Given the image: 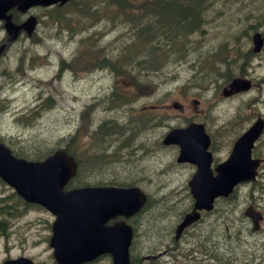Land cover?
Masks as SVG:
<instances>
[{
    "label": "rangeland",
    "instance_id": "1",
    "mask_svg": "<svg viewBox=\"0 0 264 264\" xmlns=\"http://www.w3.org/2000/svg\"><path fill=\"white\" fill-rule=\"evenodd\" d=\"M75 1L79 4L82 0ZM101 1L91 0L94 17L90 19L71 6L64 8L61 12L72 16L70 31L65 19L64 25L52 20L51 15L59 10H40V40L20 42L0 59V139L11 148L16 141L29 148L33 143L49 149L64 147L61 143L67 141L74 147L77 145L75 153L85 167L73 183L140 186L150 194L149 205L152 201L157 204L147 214V230L156 233L165 228V234L191 208L187 183L194 173L190 164L176 161V146L174 162L173 147L162 144L165 134L174 125L185 127L189 118L204 122L216 140L213 154L221 161L229 155L239 132L258 114L264 116V50L257 56L249 52L253 48L251 25L264 36V0H212L202 32L188 36V42L182 40L185 48L180 52L176 49L175 57L162 70L153 69L150 74L138 69L137 62L143 56L136 54L144 49L148 57L149 49L144 48L147 43L143 39L133 40L130 37L133 28L125 22L126 17ZM131 16L137 15L131 13ZM143 17L146 23L152 19L147 13ZM83 26L88 28L83 31ZM96 48L102 53L92 57ZM124 52L132 59L131 73L115 75L111 68H98L100 64L84 67L88 66V62L84 63L88 59L89 63L103 57L116 59ZM158 54L161 63L162 53ZM225 72L230 77H253L254 90L240 96H223L224 87L231 81L224 76ZM144 81L150 82L149 88ZM114 91L125 95H119L122 100L127 99V104L118 109L111 103ZM47 98L52 100L51 107L46 104L33 116L31 111ZM174 103L181 107L174 109ZM151 105L158 108L150 109ZM138 112L149 114V121L154 119L160 125L142 129L137 121V134L131 145H123L122 138L113 137L106 148L109 158L96 164L86 161V151H96L105 145L91 139L96 125L115 118L130 126L127 117L137 118ZM139 118L144 124L146 116ZM258 145L259 142L256 150L264 152ZM115 148L118 155L112 158L111 149ZM261 156L258 158L263 159ZM258 177L255 189L246 184L236 191L232 204L226 203L225 215L220 219L213 215L205 222L202 229L210 231L209 241L222 240L223 245L217 258L207 256L204 264H221L223 258H228L229 264H264V222L260 232H253L251 221L244 216L246 208L253 204L252 199H258L264 208V169ZM11 192L0 183V201ZM7 203L13 211L11 216L0 214V221H5V228L0 230V264L6 258L21 255L38 263L54 264L49 248L54 217L45 209L19 206L11 199ZM218 224L223 228L222 235L213 229ZM155 235L164 237L161 233ZM164 239L171 241L170 237ZM190 259V255H179L175 264H191Z\"/></svg>",
    "mask_w": 264,
    "mask_h": 264
},
{
    "label": "water",
    "instance_id": "2",
    "mask_svg": "<svg viewBox=\"0 0 264 264\" xmlns=\"http://www.w3.org/2000/svg\"><path fill=\"white\" fill-rule=\"evenodd\" d=\"M69 0H24L25 7L34 5L50 6L56 3L64 4ZM34 18L27 25L32 27ZM19 27L16 28L18 31ZM13 38V37H12ZM255 51L261 48L259 35L254 37ZM225 88V96L246 91L251 87L247 80L234 79ZM264 130V120L259 118L241 137L237 139L228 159L216 167L214 175L210 168L212 154L207 151L210 137L203 124L191 123L185 128L171 130L164 139L165 144L175 143L181 147L180 161L198 162L199 170L190 182L192 193L196 198L195 210L188 214L179 227V232L198 218L197 209H211L213 201L219 196H228L233 189L245 181L254 179L261 160L254 159L252 151L255 142ZM203 162H200L202 161ZM76 163L66 151L58 150L43 161H28L15 157L11 150L0 142V177L28 202L42 204L53 211L58 219L55 222V236L52 244L63 252H57L56 257L64 264H75L82 256L92 258L93 247L89 246L82 253L78 243L81 233L107 230L103 221L118 212L134 208L132 199L128 196L133 190L117 189H82L65 192L63 187L75 173ZM83 201V202H81ZM143 196L138 202L140 205ZM88 206V209L86 208ZM246 214L257 224L258 216L249 208ZM111 231H121L127 234L122 237L119 250L115 254L117 264H130L128 247L130 245V229L124 225H117ZM65 241L63 246L58 241Z\"/></svg>",
    "mask_w": 264,
    "mask_h": 264
},
{
    "label": "flooded vegetation",
    "instance_id": "3",
    "mask_svg": "<svg viewBox=\"0 0 264 264\" xmlns=\"http://www.w3.org/2000/svg\"><path fill=\"white\" fill-rule=\"evenodd\" d=\"M24 0H0V47H4L1 54L0 59L7 56L11 49L15 47L20 42H31L35 43L36 39H38V34L41 33V23H42V13L40 14V10H44L46 8H66L70 4H73L75 0H71L69 3L65 5H61L59 3L50 6L43 7L42 5H34L25 7L24 3H21ZM34 17V24L32 25L31 31H29V27L26 25L28 23L29 18ZM255 25H251L250 36L257 32ZM20 29L16 31V28ZM16 36L15 39H13ZM13 37V38H12ZM251 50V51H250ZM249 50L250 53L257 56L260 53H256L253 48ZM264 50V49H263ZM239 78H249L252 83H256L253 77H245V75L239 76ZM249 93V92H248ZM244 93L236 94L235 96L243 95ZM151 108L154 106L151 105ZM176 107H181V105L176 104ZM175 109V103H174ZM147 115V114H146ZM188 122H193L192 118L188 119ZM153 123H155L153 125ZM158 122L154 119L144 122L143 129L156 127ZM175 130V125L172 128ZM208 131V130H207ZM212 141L208 147V151H211L212 154L216 150V140L215 137L210 133ZM174 149V162H175V141L171 145ZM177 161V158H176ZM219 163L218 158H216L213 154L211 167L214 170L215 166ZM194 171L197 169L198 162L195 164H190ZM264 169V168H263ZM261 169V172L262 170ZM194 174V173H193ZM193 176V175H192ZM259 180V179H258ZM70 184L69 186H71ZM105 186L108 184H81L80 187L86 186ZM258 185V182L255 186ZM122 186H135V185H122ZM188 188L190 189L189 184L187 183ZM150 196V194H148ZM147 195V196H148ZM148 200V199H147ZM253 205L255 208L261 210L264 213V208L260 206V201L258 199H252ZM149 201V200H148ZM147 203L138 210L135 214L131 215L128 218L124 216H118L116 218L109 219L103 224L107 230L95 231L94 240L91 241L89 239H83L82 245L89 244L93 242L99 247L103 248V251L99 253L94 259L90 261H86L81 264H116L114 261L113 254L120 252L118 249V245L122 246V240L120 238L127 237V234L116 231L114 233L111 231V227L117 221H125V223L130 227V245H129V258L132 264H175L178 262L179 255H190L191 264H204L205 257L209 258H217V254L222 250L223 241H209L211 239L210 231H203L202 227L205 222L211 216L215 215L217 219H220L227 212L226 208V199H217L215 206L212 210H202L200 211V216L197 221L191 223L178 237H177V228L180 223L183 221L184 216L192 212L195 206V200L191 196V208L186 214L179 218L174 226L173 230H168L165 234L163 228L159 232H150L146 227V217L147 214L152 211L156 207V201H152L151 206ZM150 206V208H149ZM168 208V205H161ZM149 208V209H148ZM169 212V209H167ZM140 219V230L138 229V220ZM113 229V228H112ZM213 229H215L219 234L222 235V226L218 224ZM225 231L227 232L228 227L225 225ZM157 233H161L164 237H170L171 241H166L164 237L155 235ZM154 240H158L159 243L153 242ZM221 264H229L231 261L228 258H223L220 260Z\"/></svg>",
    "mask_w": 264,
    "mask_h": 264
},
{
    "label": "trees",
    "instance_id": "4",
    "mask_svg": "<svg viewBox=\"0 0 264 264\" xmlns=\"http://www.w3.org/2000/svg\"><path fill=\"white\" fill-rule=\"evenodd\" d=\"M211 1L212 0H155L153 2L150 1L142 5L143 7H146L145 13L152 17L149 23H146L144 21L145 16L143 17V15L145 13L142 14L141 17H139V19L137 20V24L132 18L130 20L126 18L125 22H127L130 27L133 28V36L130 35V37H132L133 40L142 38L147 43V46H144V48H148L150 52L148 57L143 53L144 49L136 53L143 56V58L137 62V64L139 65L138 69L146 70L148 71V74H150V70L153 69L154 71L162 70L165 63L170 62L172 56L173 58L175 57V50L178 49V52H180L181 48L186 45L182 43V40L188 42V39H186L188 36L197 32H202V27L205 22V11ZM101 2L105 3L106 7H111L112 5L117 6L121 10V14L118 15L124 16H127L124 13L125 9L131 6L129 0H102ZM69 6H71L72 9L78 11V13L84 14V16H87L89 19L91 17H94L91 0H82L79 2V4L74 1V3L70 4ZM51 18L54 23H57L58 25H64L63 21L65 19L68 30L70 31V29H72V16L70 14L65 16L59 9L56 14L51 15ZM91 25L92 24H90V26ZM87 28L88 26L82 27L83 31ZM97 51L102 53L101 49ZM159 52L162 53L160 57L163 58L161 60V63H158L157 60ZM125 55L127 54L124 52L123 55H120L116 59L104 57L105 60L97 62L95 63V65L100 64L102 68H111L112 72L116 73V75L127 71L131 73L133 69L129 68V62H131L132 59H130V57L127 58ZM224 76L230 77V73L227 74L225 72ZM147 83L148 86L151 85L149 81ZM120 100L122 99L117 94L112 95L111 103L115 109H118V107L122 106V104H127V99H123L121 102ZM46 104L51 107V105L53 104L52 100L49 101V98H47L45 102L40 104L39 107L33 109L31 111L32 114L34 112L33 116L35 115V111L38 108H42V106ZM137 119L140 118H133L132 116L127 117V122L131 124L130 126H128L127 123H120L115 118H109L105 121H101L98 128L94 131L93 137L95 138L94 141L99 143V145H105L99 146L96 151H86V161L96 164L103 159L109 158L106 148L108 143L110 142V139L113 137L119 139L122 138L123 145H131L135 139V135L137 134L135 123L139 121L141 125L144 126L143 122ZM17 142L18 141L14 142L15 144L11 143L12 145H14L13 152L17 156L27 159L40 160L47 157L54 151V148L49 149L41 144L33 143L32 147L29 148L26 145H19ZM68 150L75 155L76 149L71 150L70 148H68ZM116 155H118L117 148L111 149V157L113 158ZM233 196L229 197L228 200H226V203H229ZM16 200L18 201L19 206L25 205L21 199L16 198ZM2 202H4V205L0 206L1 214L4 213V209H8L7 213H11L12 208H9L7 198H3L0 201V204ZM229 204H232V202ZM4 223L5 221H0V230L5 228Z\"/></svg>",
    "mask_w": 264,
    "mask_h": 264
},
{
    "label": "bare ground",
    "instance_id": "5",
    "mask_svg": "<svg viewBox=\"0 0 264 264\" xmlns=\"http://www.w3.org/2000/svg\"><path fill=\"white\" fill-rule=\"evenodd\" d=\"M163 6V5H162ZM164 7V6H163Z\"/></svg>",
    "mask_w": 264,
    "mask_h": 264
}]
</instances>
